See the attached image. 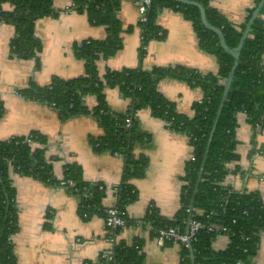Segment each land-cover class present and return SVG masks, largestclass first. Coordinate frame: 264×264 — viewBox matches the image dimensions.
<instances>
[{
  "label": "crops",
  "instance_id": "1",
  "mask_svg": "<svg viewBox=\"0 0 264 264\" xmlns=\"http://www.w3.org/2000/svg\"><path fill=\"white\" fill-rule=\"evenodd\" d=\"M256 1L212 0L211 5L239 25ZM72 3L73 0H56L58 16L36 22V36L42 41L37 59L12 56L10 41L15 28L10 23H0V98L5 105L0 140L32 132L42 134L47 139L46 157L57 179H62L67 164L78 163L85 181L107 186L104 205L117 206L119 200L112 188L126 181V158L93 148L91 138L103 134L96 117L90 113L64 120L48 103L20 94L31 80L44 86L54 76L70 79L84 75L85 62L76 55L74 46L86 39L107 37L105 26L92 24L86 13L71 9ZM4 9L12 10V6L5 4ZM118 17L123 25L122 47L114 56L98 61L100 74L107 69L150 70L177 65L206 74L218 73L216 57L200 47L192 21L180 11L172 8L159 11L157 24L165 31V37L150 40L143 58L140 57V15L134 0H121ZM157 88L173 103L177 113L189 117L195 115L194 105L203 98L200 87L179 79H163ZM84 101L89 109L98 104L95 95L86 96ZM106 101L116 113L128 109L129 99L119 88H107ZM135 117L144 139L135 143L132 155L147 158L148 166L143 177L127 180L138 197L125 207L128 222L115 234L116 244L130 246L140 241L144 264H181L182 245L159 246L147 224L138 221L145 219L151 205L166 218H173L180 208L183 177L192 156L189 136L173 130L148 107L139 109ZM237 118V158L228 164L230 173L223 184L237 192H256L264 202V131L254 128L244 113H239ZM10 178L16 189L18 208L19 227L12 236L17 264H87L96 262L104 250L112 247L113 234L104 218L97 215L83 218L79 199L68 188L48 184L32 175H21L13 169ZM228 244V236L218 234L213 246L223 250ZM252 264H264V233Z\"/></svg>",
  "mask_w": 264,
  "mask_h": 264
},
{
  "label": "trees",
  "instance_id": "2",
  "mask_svg": "<svg viewBox=\"0 0 264 264\" xmlns=\"http://www.w3.org/2000/svg\"><path fill=\"white\" fill-rule=\"evenodd\" d=\"M55 1L0 0V23H10L15 28L10 41L12 56L20 59L38 58L42 51V41L36 36V22L44 17L58 16ZM193 1L205 6L209 22L222 31L230 48L239 45L248 21L261 2L257 0L255 7L248 10L244 22L238 25L214 8L212 0ZM120 2L121 0H73L72 10L86 13L92 24L105 26L107 37L86 39L74 46L76 55L85 62L84 75L70 79L54 76L44 86L31 80L27 88L20 90V94L28 99L54 104L53 107L64 120L90 113L96 117L103 128V134L91 138L93 148L118 153L126 158V181L117 186V207L123 212L126 205L138 197L136 189L127 180L143 177L148 166L147 158H134L132 155L135 143L144 139L138 131L136 112L148 107L154 116L166 120L173 130L188 135L194 160L190 158L187 162L180 208L173 218H166L154 207L145 220L151 221L158 228L176 224L185 226L184 221L191 215L192 219L205 224L226 227L229 244L225 249L216 250L213 246L216 236L222 232L202 229L192 246L194 258L192 251L182 246L181 264H252L258 252L260 236L264 233V202L256 192H237L223 183L230 173L228 164L237 158L238 114H246L254 128L264 131V7L245 41L240 63L212 137L191 214L200 169L224 92L223 85L235 60L222 49L218 35L204 26L197 6L175 0H153L147 22L138 23L142 32L140 57H145L150 40L165 37V31L157 24V16L160 10L172 8L192 21L200 47L216 57L218 73L206 74L177 65L150 70L107 69L104 74H100L98 61L114 56L122 47L123 25L118 17ZM5 4H10L12 10H5ZM167 78L183 80L203 90V103L197 102L194 105L193 117L177 113L173 103L158 90L157 84ZM107 88H119L124 97L132 101L125 113H116L108 106ZM88 95H95L98 101L92 109L85 105L84 100ZM4 113V101L0 98V120ZM128 113L133 117L130 126H126ZM31 135L44 146L34 148L26 142V136L0 140V264H17L12 236L19 227L18 208L16 189L10 178L11 166L18 172L32 175L54 186L62 179L74 182L75 186L68 189L79 199L81 216L85 219L96 215L102 218L106 216V206L103 203L106 190L100 189L104 184L85 181L82 167L78 163L67 164L62 179H57L46 157L47 139L38 132H32ZM144 258L140 241L130 246L118 243L114 247L112 260L99 257L96 262L87 264H144Z\"/></svg>",
  "mask_w": 264,
  "mask_h": 264
},
{
  "label": "built area",
  "instance_id": "3",
  "mask_svg": "<svg viewBox=\"0 0 264 264\" xmlns=\"http://www.w3.org/2000/svg\"><path fill=\"white\" fill-rule=\"evenodd\" d=\"M152 2L153 0H134V3L137 6L140 15L139 22H143V23L147 22L148 20L147 15L152 5ZM159 34H162V32H160ZM198 102L203 103V98L200 99ZM131 105H132V101L129 100L128 108L131 107ZM51 106L53 107L54 104H52ZM126 116H127L126 126H130L132 124V118H133L132 114L128 113ZM26 142L32 145L34 148L37 146H44L38 143L36 140H34L31 133L26 135ZM115 154L119 155L118 153ZM191 159L194 160V157L191 156ZM11 169L15 170L14 166H11ZM18 173L21 175H25L23 174V172H18ZM57 186L70 188V187H74L75 184L70 180L62 179ZM100 189L106 191L108 190L107 186L104 185H101ZM112 191L115 193V195L118 196L119 189L117 186L113 187ZM153 208L154 206L151 205L147 214H150L153 211ZM105 211H106V216L104 217L105 224L113 234V236L111 237L112 247L110 249L104 250L100 255V258L109 261L113 259V251H114V247L116 246L115 234L120 228H123L127 224L128 220L126 219L124 212L121 211L117 206L106 207ZM84 216L87 217V214H85ZM138 223L147 224L150 232L153 234L154 239L159 246H163L165 244H179L189 248L192 251L193 243L197 241L198 234L202 229H206L210 232H214V231H217L219 233L222 232L221 234H225L229 238L226 227L224 226L221 227L220 225H216V224H205L200 220H194L192 218L188 219L187 221H184L185 226L176 224V225H165L163 227L158 228L155 227L151 221H147L145 219L138 221ZM237 264H241V262H238Z\"/></svg>",
  "mask_w": 264,
  "mask_h": 264
},
{
  "label": "water",
  "instance_id": "4",
  "mask_svg": "<svg viewBox=\"0 0 264 264\" xmlns=\"http://www.w3.org/2000/svg\"><path fill=\"white\" fill-rule=\"evenodd\" d=\"M175 1H177L179 3L187 4V5L197 6L200 9L201 19H202V22H203L204 26L208 30L213 31L215 34L218 35L219 41H220V45H221L222 49L224 51H226L227 53L231 54L233 56L234 60H235L234 61V65L232 67V70L230 72V75H229V77L227 78V80L225 81V83L223 85L224 86L223 96H222V99H221V102H220V105H219V108H218V111H217V114H216V118H215V121H214V126H213L211 134H210V139L208 141V146H207V152H206L205 158L203 160V163H202V166H201V169H200L198 183H197V186H196V189H195V193H194V197H193V200H192V205H191V209H190L191 214H192V211L194 209L195 197H196V194L198 192L199 183H200V180H201V177H202V173H203V170H204V167H205V163H206V160H207L208 151L210 149V145H211V142H212V137H213V135L215 133V129H216L217 123L219 121L220 115L222 113V109H223L224 104L226 102L228 93H229V91L231 89V85H232L233 78L235 76V72H236L237 67H238V65L240 63V57H241V53H242L245 41H246L250 31H251V28H252V25L254 24V21L261 14V11H262V9L264 7V0H261V2L258 4L256 9L254 10L250 20L248 21V23H247V25L245 27V30L243 31L240 43L235 48H230L228 46L227 42H226V39H225L222 31L219 28H216L215 26H213L209 22L208 17H207L206 8H205V6L202 3L197 2V1H193V0H175ZM189 219H191V215H190ZM192 258H194L193 253H192Z\"/></svg>",
  "mask_w": 264,
  "mask_h": 264
}]
</instances>
